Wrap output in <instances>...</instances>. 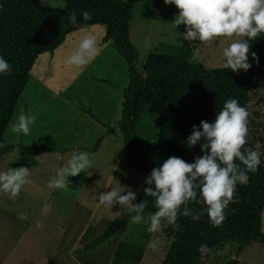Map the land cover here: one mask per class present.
<instances>
[{
	"label": "rangeland",
	"instance_id": "rangeland-1",
	"mask_svg": "<svg viewBox=\"0 0 264 264\" xmlns=\"http://www.w3.org/2000/svg\"><path fill=\"white\" fill-rule=\"evenodd\" d=\"M66 0H45L44 7L63 8ZM175 5L164 0H140L134 7L129 25L130 40L137 47L140 58L138 68L145 67L147 58L155 53L167 54L183 44L193 46L192 62L206 68H223L222 49L236 37H215L212 41H182L177 37L184 25L175 27L178 14ZM178 31V32H177ZM95 35L98 54L82 67L67 65L66 57L85 34ZM105 24L91 25L70 32L53 52L42 53L29 72L28 82L16 105L10 123L20 111L33 114L28 135L5 131L9 144L38 145L58 148L75 145L88 152L100 137H105L99 156L91 158L92 167L67 178L64 188L50 189L49 179L60 165L59 159L42 164H29L28 182L19 194L9 198L0 193V264H110L120 241L145 244L146 252L140 264H162L174 234L175 225L162 221V230L147 231L148 224L131 222L110 240L91 253L76 250L91 241L108 223L123 213L120 206L108 208L99 204L98 194L115 187L126 186L136 193V200L144 185L145 174L130 165L126 155L124 137L119 127L123 117L124 90L129 86V65L106 41ZM177 37V40H176ZM91 110L98 121L81 110ZM247 142L260 146L264 140V49L247 106ZM115 131L113 132V130ZM159 117L144 109L135 127L136 141L157 166L164 162L158 153ZM259 140V141H258ZM261 140V141H260ZM74 147V146H72ZM63 149V148H61ZM70 153H66L68 156ZM67 158H64L66 162ZM17 161L19 158H12ZM264 161V154L261 155ZM22 164H13L12 168ZM26 167L25 165H22ZM2 170V168H0ZM111 183L106 188L105 185ZM37 198L49 197V203L31 208L25 193ZM123 194V193H122ZM136 200L134 202H136ZM23 217V218H22ZM145 221L148 215H145ZM264 232V212L262 218ZM159 241V247H148L150 240ZM236 243L223 246L208 254L204 264H226L236 258ZM240 264H264V244L253 242L238 257Z\"/></svg>",
	"mask_w": 264,
	"mask_h": 264
},
{
	"label": "trees",
	"instance_id": "trees-1",
	"mask_svg": "<svg viewBox=\"0 0 264 264\" xmlns=\"http://www.w3.org/2000/svg\"><path fill=\"white\" fill-rule=\"evenodd\" d=\"M139 1L66 0L63 8H49L44 7L39 0H0V56L10 64V71L0 74V141L6 145L0 148V157L17 146L24 147L22 144L7 143L4 136L38 56L46 52L53 53L70 32L91 25L105 24L108 30L105 40H112L113 47L128 62L130 83L123 93L124 111L119 127L124 137L128 162L146 177L153 167L158 166L135 138V127L145 108L159 117V155L164 160L176 156L186 162H193L194 156L202 154L199 144L191 148L186 145L193 125L199 126L201 120L212 121L228 98H236L247 109L264 49V33L255 40H249L250 53L257 54L258 62L249 55L252 66L246 72H233L224 67L209 69L201 63L192 62L195 48L190 44L173 48L167 54L155 53L147 58L145 67L139 69L140 53L131 42L129 32L132 13ZM73 11L77 15V25L69 22V14ZM81 11L90 12L91 19L83 20ZM81 110L98 121L91 110ZM102 140L103 137H100L94 151L99 149ZM262 145L264 147V140ZM245 147L255 148L256 144L246 142ZM37 148L55 151L51 147ZM247 174L248 183L237 184L234 202H230L224 210L225 219L220 226L213 227L206 214L194 221L191 216L178 213L174 224L175 234L162 264H204L203 259L208 254L230 243L237 244L236 258L226 264H240L238 257L251 243L264 244V161L261 160L256 172ZM144 187L145 184L136 203L141 200L146 203L145 216L157 209L154 198L144 195ZM187 207L190 213L195 214L204 205L189 201ZM131 222L130 216L120 214L91 241L77 249L76 253L95 251ZM201 243L209 246L210 251L205 255L197 251ZM145 252V244L122 240L110 264H140Z\"/></svg>",
	"mask_w": 264,
	"mask_h": 264
},
{
	"label": "clouds",
	"instance_id": "clouds-1",
	"mask_svg": "<svg viewBox=\"0 0 264 264\" xmlns=\"http://www.w3.org/2000/svg\"><path fill=\"white\" fill-rule=\"evenodd\" d=\"M39 2L43 5L45 0ZM164 3L175 5L179 10L172 22L175 27L181 24L185 26L182 32L177 31V37L183 38L180 42L204 43L215 37H236L222 49L223 67L233 72H246L252 66L249 55L258 62L257 54L250 53L249 40H255L264 33V0H164ZM81 16L85 21L91 19L88 11H81ZM69 22L78 24L75 11L69 14ZM97 54L95 35L85 33L66 57L65 63L82 67ZM9 71V62L0 56V74ZM248 116L247 109L236 98H228L212 121L201 120L199 126H192L186 145L191 148L199 144L202 154L194 156L193 162L170 156L161 165L152 168L145 178L143 193L154 198L157 210L150 213L146 221V203L143 200L134 202L136 193L126 186L106 184V188L112 185L111 190L98 194L99 204L108 208L118 204L133 223H147L149 233L161 231L162 220L174 225L178 213L191 216L194 221L206 214L213 227L220 226L225 219L224 210L230 202H234L237 184H247V173L256 172L261 163L260 146L245 147ZM35 119L33 114L21 110L10 123V131L17 135H28ZM4 147L5 143L0 141V148ZM91 167L92 160L87 151L74 152L56 168L47 187L64 188L69 183V176H76ZM28 177L29 169L24 166L0 170V193L7 194L9 198L16 197L28 182ZM189 201L202 203L204 208L195 214L190 213L187 207ZM148 247L156 250L159 241L150 240ZM197 251L205 255L210 249L206 243H201Z\"/></svg>",
	"mask_w": 264,
	"mask_h": 264
},
{
	"label": "crops",
	"instance_id": "crops-1",
	"mask_svg": "<svg viewBox=\"0 0 264 264\" xmlns=\"http://www.w3.org/2000/svg\"><path fill=\"white\" fill-rule=\"evenodd\" d=\"M26 112H27V109H26ZM105 140H107V138L103 136V140L97 151H94V148L88 149V152H90V154L93 155L91 156V158H95L100 155ZM14 144L20 145L19 143H14ZM23 146L24 147L17 146L12 151L0 157V168H2V170L7 169L8 167H13V164H16V163L25 165L29 169L31 168L29 164H34L35 162H40L42 164H45V163H49L52 161H56V159H59L60 164H61L64 162V158H67L66 153L69 152L71 155L74 152L79 151L80 149V147H76L75 145H71L69 147L61 145L58 148H55V151L50 152V151L37 148L38 145H23ZM126 155H127V152H126ZM126 155H124V158H126ZM12 158H19V160L15 161ZM25 194H26L25 196L30 199L29 202L31 203L30 205L31 208H34V206L36 205L44 206L49 203L48 196L46 198L45 197L37 198L34 195H31L30 193L26 192Z\"/></svg>",
	"mask_w": 264,
	"mask_h": 264
},
{
	"label": "water",
	"instance_id": "water-1",
	"mask_svg": "<svg viewBox=\"0 0 264 264\" xmlns=\"http://www.w3.org/2000/svg\"><path fill=\"white\" fill-rule=\"evenodd\" d=\"M115 131V129L113 130V132Z\"/></svg>",
	"mask_w": 264,
	"mask_h": 264
}]
</instances>
